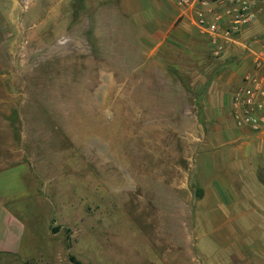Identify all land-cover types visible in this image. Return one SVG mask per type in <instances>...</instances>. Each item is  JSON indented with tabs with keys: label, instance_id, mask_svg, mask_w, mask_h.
<instances>
[{
	"label": "rangeland",
	"instance_id": "1",
	"mask_svg": "<svg viewBox=\"0 0 264 264\" xmlns=\"http://www.w3.org/2000/svg\"><path fill=\"white\" fill-rule=\"evenodd\" d=\"M129 4L0 0V71L18 75L34 156L11 173L19 215L46 264H264V208L236 206L232 176L222 202L206 170L202 76ZM259 25L240 41L264 45Z\"/></svg>",
	"mask_w": 264,
	"mask_h": 264
},
{
	"label": "crops",
	"instance_id": "2",
	"mask_svg": "<svg viewBox=\"0 0 264 264\" xmlns=\"http://www.w3.org/2000/svg\"><path fill=\"white\" fill-rule=\"evenodd\" d=\"M129 2V7L138 8L134 13L137 20L163 36H160V45L168 39L171 45L189 54L184 70L188 79L192 80L194 75L202 76L204 85L198 97L202 98L203 141L214 146L208 155L212 164L207 160L206 170L210 174L216 171V185L219 192L224 193L222 202L230 204L232 200L229 196L232 176L234 185H238L233 192L238 202L236 206L251 202L252 209L264 208V132L238 128L232 117L233 94L243 76L253 68L254 54L264 52L262 39L251 45L238 39V44L228 46L226 54L215 56L208 37L195 24V12L180 10L174 0ZM263 17L264 0L258 11L257 24L255 21L249 31L254 38L262 37L259 24L264 21ZM247 46H250V55L244 50ZM206 54L212 59H204ZM209 59L218 65L216 69L208 67L211 65ZM196 65L210 70L206 73L195 68ZM17 81L16 73L0 71V264H46L48 248L37 238L40 234L34 228L37 219L33 213L26 219L19 215L17 205L21 200L15 198L17 194L12 188V171L34 161L33 148L28 151V137L23 131L28 125L23 115L18 116ZM29 140L32 145V139ZM45 240H48L46 236Z\"/></svg>",
	"mask_w": 264,
	"mask_h": 264
},
{
	"label": "built area",
	"instance_id": "3",
	"mask_svg": "<svg viewBox=\"0 0 264 264\" xmlns=\"http://www.w3.org/2000/svg\"><path fill=\"white\" fill-rule=\"evenodd\" d=\"M262 0H174L177 8L195 12V24L208 37L215 56L258 17ZM254 66L242 79L232 97V117L238 128L264 132V52L254 54Z\"/></svg>",
	"mask_w": 264,
	"mask_h": 264
},
{
	"label": "trees",
	"instance_id": "4",
	"mask_svg": "<svg viewBox=\"0 0 264 264\" xmlns=\"http://www.w3.org/2000/svg\"><path fill=\"white\" fill-rule=\"evenodd\" d=\"M70 262H72L73 264H84L81 261L77 260L74 256H70L69 257Z\"/></svg>",
	"mask_w": 264,
	"mask_h": 264
}]
</instances>
